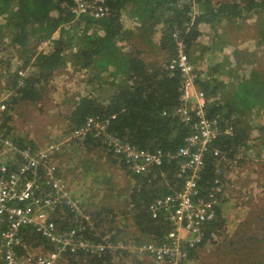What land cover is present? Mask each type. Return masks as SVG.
I'll list each match as a JSON object with an SVG mask.
<instances>
[{"label":"trees","instance_id":"1","mask_svg":"<svg viewBox=\"0 0 264 264\" xmlns=\"http://www.w3.org/2000/svg\"><path fill=\"white\" fill-rule=\"evenodd\" d=\"M82 1L90 6L84 5V11L78 8L82 3L78 0H0V52L3 53L0 65L4 68L0 75V92L8 93L6 100L0 99L7 108L4 126L8 128L10 105L19 100L41 99L48 81L70 64L89 72L88 83L93 90H101L104 86H110L109 91L113 89L107 98L92 94L75 101L69 115L71 130L91 115L108 118V132L120 140L150 151L174 154L191 131L176 117L163 115V111L179 103L181 75L168 69L170 60L178 53L175 40L179 38L191 64L197 60L193 52L202 50L198 56L203 57L202 67L198 71L193 65L195 85L209 99L206 114L216 117L220 123L221 132L204 157L202 190L215 176L214 149L225 153L227 161L239 164L243 161L241 158L251 155L249 152L254 147L264 144V71L254 67L261 60L260 49L264 46V0H195L194 4L191 0ZM99 7L103 16L96 17ZM249 19L253 20L250 25L246 22ZM232 23L240 34L248 26L254 28L252 37H246L255 41L253 50L246 54L234 45L236 65L241 68L239 73L228 69L229 61L221 57L230 42L220 36L219 28L224 31L226 25L222 24ZM204 24L207 33L206 38L201 39ZM156 33L159 34L158 43H153ZM6 36L7 41H4ZM119 40H131L132 45L125 50ZM154 48L163 52L159 62L148 61L142 56ZM12 57L18 61L15 69L7 62ZM20 70L24 76L19 75ZM223 75L228 80L222 79ZM228 126H232L230 134L224 133ZM255 138L258 141L252 143ZM12 140L18 148L26 147L25 144L41 147L14 137ZM84 141L87 150L90 145L98 144L91 136ZM117 157L125 168L122 157ZM5 160L10 171L11 162L8 158ZM180 160L179 156L163 157L160 164L150 166L144 174L128 171L133 186L125 201L130 209L123 213L131 215L137 233L143 237L158 241L168 229L162 217L150 216L148 205L154 198L179 188ZM91 216L93 220L98 218L96 213ZM54 219L60 229L80 227L79 235L94 241L102 240L107 234V241L114 245L120 240L111 229L102 232L99 238L92 237L94 231L68 208L65 212L58 210ZM218 226L215 220L208 223L205 237H210V232ZM21 233L26 244H44L48 250L51 248L33 229L25 228ZM18 254H24L22 248L18 249ZM86 258L87 264H104L112 261V253L100 257L87 255ZM71 264L78 263L72 258Z\"/></svg>","mask_w":264,"mask_h":264},{"label":"built area","instance_id":"2","mask_svg":"<svg viewBox=\"0 0 264 264\" xmlns=\"http://www.w3.org/2000/svg\"><path fill=\"white\" fill-rule=\"evenodd\" d=\"M78 2H82L78 4L82 11L84 5L90 7L85 1ZM191 2L194 4L195 0ZM95 16H103L100 7ZM175 43L178 53L170 60L168 69L180 73L181 93L178 105L163 111V115L176 117L191 131L174 154L150 151L120 140L108 132L109 119L99 116H88L70 133L79 141L89 136L103 137V145L122 157L126 170L132 174L146 173L150 166L160 164L163 157L181 158L177 172L179 188L154 198L148 205L150 216L154 219L162 217L168 229L162 239L135 247L140 254L152 258L153 264H183L190 252L208 239L205 228L217 216V203L223 191L218 165L227 160L225 153L214 149L213 155L217 159L215 176L202 190L200 180L204 157L209 145L221 132L220 123L216 117L206 114L209 99L195 85V68L184 52L182 40L176 38ZM19 75L23 76L24 72L20 70ZM6 109V103L0 101V264H69L67 257H76L80 253L104 255L110 243L79 235L80 227L60 229L55 222L54 215L58 210L65 212V206L79 219L87 220L89 229L94 230L90 216L82 212L79 200L71 197L64 178L58 173L55 157L60 152V143L18 148L3 125ZM231 132L232 126L224 128V133ZM6 158L10 160L11 168L16 165L14 169L8 171L4 162ZM25 228L33 229L51 248L40 253L28 251L21 233ZM19 248L23 249V255L18 254Z\"/></svg>","mask_w":264,"mask_h":264},{"label":"rangeland","instance_id":"3","mask_svg":"<svg viewBox=\"0 0 264 264\" xmlns=\"http://www.w3.org/2000/svg\"><path fill=\"white\" fill-rule=\"evenodd\" d=\"M246 22L250 25L253 20L249 19ZM222 25L226 26L224 31L219 28L220 36L230 44L224 47L221 57L223 56V59L229 61L228 69H234L239 73L241 68H238L234 58L235 46L238 51H245L246 54L253 50L255 41L246 37L253 34L254 28L248 26L240 34L234 30V23L229 26ZM202 29L201 39L206 38L207 25H202ZM158 35L156 33V36L153 37V43H158ZM6 39L7 36L4 41H7ZM239 39L241 41H238ZM119 42L124 48H130L132 45L131 40H119ZM234 42L236 43L234 44ZM40 46L43 47V44ZM260 51L261 60L254 64V67L264 71V46ZM201 53L200 49L193 52L197 56L193 65L198 71L202 67L203 57L198 58ZM0 54L3 57V53L0 52ZM142 56L148 61L159 62L163 58V52L154 48ZM7 62L11 64L10 68L15 69L18 65L16 57L8 59ZM3 71L4 68L0 65V75H3ZM88 73L86 70H79L68 64L66 69L56 72L48 81L41 99L37 101L19 100L10 105L8 116L6 115L8 134L16 140L36 146L60 143V152L55 157L59 174L64 179L75 183V197L80 200L79 205L82 212L89 215L91 220L94 217L91 216L92 213L98 214V218L93 220L95 232L93 234L99 238L102 232L111 229V233L119 235L118 243L125 247L124 249L114 248L112 261L104 264H153V259L149 256L140 255L138 251L136 254L132 251H136L135 247L138 245L155 240L137 233L131 215L123 213L130 209L127 204L125 205L128 190L133 186L129 180L131 178L129 172L121 166L120 159L103 145L105 144L103 137H95V142L98 144L90 145L87 150L85 148L86 140L83 143L70 136L69 115L75 105L74 102L82 96L92 94L107 98L112 90L109 91L110 86H104L101 90L98 88L93 90L92 84L88 83ZM222 79L228 80V77L223 75ZM7 97V92H0V99L6 100ZM256 141L258 140L255 138L252 143ZM25 145L34 147L31 144ZM237 165L238 163L234 160H224L218 165V174L223 182L220 201H234V168ZM227 209L228 213H232L230 211L234 210V202H231ZM64 210H66L65 206ZM222 221L217 228L216 238H213V235L211 239L206 240V243L199 245L200 249L192 250L183 264H264V214L250 225L248 231L243 230L249 233H245L247 236L241 235L238 238L234 237V220L227 218L226 221ZM247 227L249 226L247 225ZM106 237H109V234ZM106 237L104 239H107ZM136 239L139 241H135ZM41 245L27 244V250L33 253L47 252V247L44 244ZM72 257H67L70 264ZM86 257L85 253H80L73 258L78 264H87Z\"/></svg>","mask_w":264,"mask_h":264},{"label":"crops","instance_id":"4","mask_svg":"<svg viewBox=\"0 0 264 264\" xmlns=\"http://www.w3.org/2000/svg\"><path fill=\"white\" fill-rule=\"evenodd\" d=\"M112 92L113 89L110 91L108 96L111 95ZM251 134L255 136L254 133ZM249 153L251 155H248L246 158H241L240 160L243 161L239 162V164L234 168V201L219 200L220 202L218 201L217 203L218 207L215 221H217L218 225L220 226L222 220L226 221L227 218L233 219L234 237L236 238L240 237L241 235L247 236L245 233H248L246 231L250 229V225H252L257 220V218H260L262 214H264V144L257 146L255 149L253 148ZM241 157H245V155H242ZM65 182L69 188L71 197L73 199H77L75 197V183L68 181V179H65ZM231 202H234V210L230 211L232 213H228L227 207L230 206ZM80 220L85 221L86 225H89L87 220ZM90 221L94 223L93 219ZM247 225L249 227H247ZM216 232L217 229L211 231L210 237L208 238L211 239L213 235V238H216ZM204 243H206V240ZM112 245L113 246L108 248L107 253H113L114 248H125L121 243ZM198 247L199 245L195 249L198 250L201 248ZM132 251L137 254V251ZM140 255L147 256L146 254ZM118 258L119 257L117 256V260ZM124 262L126 261L124 260Z\"/></svg>","mask_w":264,"mask_h":264},{"label":"clouds","instance_id":"5","mask_svg":"<svg viewBox=\"0 0 264 264\" xmlns=\"http://www.w3.org/2000/svg\"><path fill=\"white\" fill-rule=\"evenodd\" d=\"M93 228H94V223H93ZM93 231H94V230H93ZM94 233H95V232H94ZM94 235H95V234H93V236H94ZM95 236H96V235H95ZM106 238H108V237H106ZM102 240H103L104 242H108V243H110L109 241H107V239H104V238H103ZM102 240H100V241H102ZM110 245L113 246L112 243H110ZM107 250H108V249H107ZM106 253H107V252H106Z\"/></svg>","mask_w":264,"mask_h":264}]
</instances>
